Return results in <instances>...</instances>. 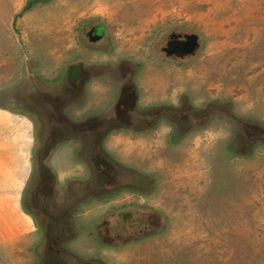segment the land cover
<instances>
[{
    "label": "rangeland",
    "instance_id": "1",
    "mask_svg": "<svg viewBox=\"0 0 264 264\" xmlns=\"http://www.w3.org/2000/svg\"><path fill=\"white\" fill-rule=\"evenodd\" d=\"M26 3L0 0V264L42 262L22 204L44 138L34 89L57 86L80 62L97 77L72 107L76 121L112 113L121 76L134 69L143 98L189 104L199 122L172 140L174 127L112 128L105 146L129 189L95 199L70 250L94 264H264V0H47L27 12ZM174 34L198 35V53L168 57ZM80 145L73 137L54 153L70 154L72 172L85 160ZM120 207L143 233L110 247L96 227Z\"/></svg>",
    "mask_w": 264,
    "mask_h": 264
},
{
    "label": "flooded vegetation",
    "instance_id": "2",
    "mask_svg": "<svg viewBox=\"0 0 264 264\" xmlns=\"http://www.w3.org/2000/svg\"><path fill=\"white\" fill-rule=\"evenodd\" d=\"M102 34V29L95 27L88 36L96 43L102 39L99 38ZM182 40L183 37L172 39L169 36L162 51L165 53L170 43ZM134 73V69H131L122 74L123 84L112 113L104 112L80 121L72 116V107L83 103L90 83L97 77L94 67H90L89 71L81 62L71 65L57 86L51 88L43 83L34 89V101L40 108L44 123V138L39 154L34 160L32 155L29 158V172L22 187V204L27 213L36 219L35 228L45 245L41 264H94V259L81 258L84 255L73 253L70 246L78 239L81 222L87 216L86 209L96 198L109 202L129 189L125 171L110 157L105 146L112 128L142 133L156 131L160 127H174L172 140L179 137V130L185 134L194 119L199 122V114L192 112L189 104L181 102L177 108L172 103L159 105L154 97L143 98L137 92ZM73 137L79 138L81 143L76 151L78 158L85 154L82 166L76 165L79 172H72L69 168V159L72 160L70 154L64 156L65 151H62V154L54 155L64 140ZM55 163L59 168L54 167ZM140 213L142 217L144 211ZM133 215V210L127 208L112 210L96 227L97 235L110 247L137 241L142 237L143 230L137 227ZM133 220L134 225L126 226Z\"/></svg>",
    "mask_w": 264,
    "mask_h": 264
},
{
    "label": "water",
    "instance_id": "3",
    "mask_svg": "<svg viewBox=\"0 0 264 264\" xmlns=\"http://www.w3.org/2000/svg\"><path fill=\"white\" fill-rule=\"evenodd\" d=\"M180 37H183L182 41L170 43L169 48L165 49L167 56L176 59L194 57L200 49L199 36L195 34H174L171 36L172 39H178Z\"/></svg>",
    "mask_w": 264,
    "mask_h": 264
},
{
    "label": "trees",
    "instance_id": "4",
    "mask_svg": "<svg viewBox=\"0 0 264 264\" xmlns=\"http://www.w3.org/2000/svg\"><path fill=\"white\" fill-rule=\"evenodd\" d=\"M47 0H27L26 6L24 8V11H31L35 6L38 4L46 3Z\"/></svg>",
    "mask_w": 264,
    "mask_h": 264
}]
</instances>
